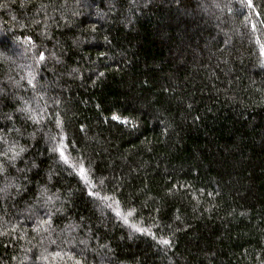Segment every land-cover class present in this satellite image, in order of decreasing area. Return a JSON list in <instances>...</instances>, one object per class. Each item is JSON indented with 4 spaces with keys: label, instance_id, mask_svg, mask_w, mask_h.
<instances>
[{
    "label": "trees",
    "instance_id": "1",
    "mask_svg": "<svg viewBox=\"0 0 264 264\" xmlns=\"http://www.w3.org/2000/svg\"><path fill=\"white\" fill-rule=\"evenodd\" d=\"M262 46L264 0H0V264H264Z\"/></svg>",
    "mask_w": 264,
    "mask_h": 264
},
{
    "label": "snow or ice",
    "instance_id": "2",
    "mask_svg": "<svg viewBox=\"0 0 264 264\" xmlns=\"http://www.w3.org/2000/svg\"><path fill=\"white\" fill-rule=\"evenodd\" d=\"M247 2H248V4H249V6H251V2H252V0H247ZM29 40H31L30 37H29ZM258 43H259V41H258ZM262 50H264V46H262ZM40 59H41V60L44 59V54H43L42 52L40 53ZM112 119H113V120H117L118 117L113 116ZM10 150H11V149H10ZM56 150H59V149H56ZM17 154H18V153H17ZM60 156H61V159H63L65 163H68L67 157H65L63 151H60ZM80 174H81V178L84 179L85 181H87V175H86V172H85V170L83 169L82 166H81V168H80ZM129 214H130V213H129ZM117 215H120V213L117 212ZM125 222H127V221H125ZM133 227H135V226H133ZM136 230H137V231H145V232H147L146 229H139V228H137ZM161 242L164 243V244H168V241H167V240H163V241H161ZM75 264H80V261H76Z\"/></svg>",
    "mask_w": 264,
    "mask_h": 264
}]
</instances>
